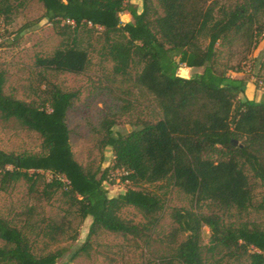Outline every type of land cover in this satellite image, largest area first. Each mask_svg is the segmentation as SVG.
Returning <instances> with one entry per match:
<instances>
[{
    "label": "trees",
    "instance_id": "16d2710c",
    "mask_svg": "<svg viewBox=\"0 0 264 264\" xmlns=\"http://www.w3.org/2000/svg\"><path fill=\"white\" fill-rule=\"evenodd\" d=\"M134 1L38 0L62 43L34 64L44 72L85 74L90 57L79 37L96 36L98 55L112 64L114 77L124 79L139 68L132 81L154 102L150 118H137L126 134L112 130L114 120H104L101 143L111 149L112 164L101 173L84 170L74 160L66 124L77 94L43 78L38 100L24 102L4 94L0 76L1 120L41 140L37 154L0 151V191L24 181L34 202L59 201L63 216L41 220V233L51 242L71 229L69 217L91 219L80 249L87 252L100 233L148 243L165 201L140 187L164 183L190 197L194 207L207 206L208 213L173 210L167 236L172 252L156 264H264V226L247 219L251 210L264 213V195L258 202L254 196L258 187L264 190V92L260 101L248 100L246 80L231 78L233 68L218 60L222 44L243 40L249 50L258 47L264 0H235L227 7L220 0H139L141 11ZM8 2L0 1V15L11 13ZM121 14L130 21L123 23ZM183 68L202 72L187 78L178 73ZM258 74L256 83L264 89V52ZM110 171L121 172L129 185L111 198L104 186ZM125 209L141 221L123 218ZM204 228L210 233L208 260L201 247ZM0 240V264H58L65 255L62 249L34 255L23 231L1 216Z\"/></svg>",
    "mask_w": 264,
    "mask_h": 264
},
{
    "label": "rangeland",
    "instance_id": "374dc122",
    "mask_svg": "<svg viewBox=\"0 0 264 264\" xmlns=\"http://www.w3.org/2000/svg\"><path fill=\"white\" fill-rule=\"evenodd\" d=\"M234 1L220 0L219 3L227 7ZM8 3L11 13L7 17L0 15V76L4 80V94L24 102L37 101L38 88L43 89V78L63 91L77 94L66 117L71 151L74 160L84 170L101 173L111 166L113 153L101 143L100 124L104 120H114L112 130L126 134L133 129L137 118L148 119L155 110L152 98L132 81L139 68L134 67L130 76L124 79L114 77L112 64L98 55L100 44L96 36L88 39L81 35L79 40L87 48L90 57L85 74L76 76L44 72L35 67V58L51 56L60 47L62 38L44 18V9L38 0H9ZM132 3L141 11L139 0ZM120 18L123 23L130 21L126 14H121ZM263 52L264 38L257 48L250 50L243 40L218 46L219 62L233 68L228 71L231 78L236 79L237 73H240L239 78L245 79L246 85L249 83V96L253 90L257 96L264 92L256 83L259 76L258 62ZM183 69L184 74L182 70L178 72L181 76L193 77L194 72ZM40 150L41 140L37 133L21 128L12 120L4 122L0 118V151L19 155L37 154ZM121 176V172H109V178L104 183L108 197H117L129 188L127 182L121 181ZM46 178L50 180L51 176L46 175ZM140 189L162 196L165 201L159 225L148 243L100 233L90 240L87 252L80 251L86 242L91 219L80 221L76 216L69 217L71 229L57 242H51L41 233V220H59L63 216V206L57 200L51 203L34 202L27 195L24 181L14 184L6 192L0 191V216L11 220L23 231L30 241L34 255L65 250V255L58 264H156L160 257L172 252L167 242V236L174 227L171 212L181 209L208 213V208L194 207L190 197L164 183L142 185ZM263 195L264 190L258 187L254 192L255 202ZM29 209H32L30 217L27 215ZM122 216L135 222L141 221L140 215L132 209H125ZM247 219L264 226V213L251 210ZM178 238L181 241L184 235ZM209 240L210 233L204 228L201 247L207 260L209 255L206 247ZM2 246L3 242L0 240V247ZM76 252L78 256L70 260Z\"/></svg>",
    "mask_w": 264,
    "mask_h": 264
},
{
    "label": "crops",
    "instance_id": "0c3cea01",
    "mask_svg": "<svg viewBox=\"0 0 264 264\" xmlns=\"http://www.w3.org/2000/svg\"><path fill=\"white\" fill-rule=\"evenodd\" d=\"M185 69H187L188 71H192V72H194L193 77H196V76L200 75L201 72H202V69H199V68H192V69L185 68ZM195 73H196V74H195ZM237 76H238V77H237L236 79H240L239 76H241V74H240V73H237ZM187 78H189V77H187ZM248 85H249V83H247V85H246V92H245V96H246V98H247L248 100H254V101H256V102L260 101L261 96H257V95H255V94H254V91H255V90H253V93L250 94L251 96H249V95L247 94V90L249 91ZM252 86H253V85H252ZM253 89H254V86H253Z\"/></svg>",
    "mask_w": 264,
    "mask_h": 264
},
{
    "label": "built area",
    "instance_id": "2783aa9c",
    "mask_svg": "<svg viewBox=\"0 0 264 264\" xmlns=\"http://www.w3.org/2000/svg\"><path fill=\"white\" fill-rule=\"evenodd\" d=\"M263 36H264V34H263ZM259 87H260V89H263L262 87V83L261 82H259ZM264 90V89H263Z\"/></svg>",
    "mask_w": 264,
    "mask_h": 264
},
{
    "label": "water",
    "instance_id": "95a60500",
    "mask_svg": "<svg viewBox=\"0 0 264 264\" xmlns=\"http://www.w3.org/2000/svg\"><path fill=\"white\" fill-rule=\"evenodd\" d=\"M232 144H233V146H236L237 145V142L236 141H233Z\"/></svg>",
    "mask_w": 264,
    "mask_h": 264
}]
</instances>
